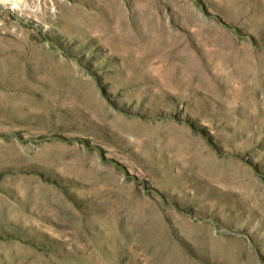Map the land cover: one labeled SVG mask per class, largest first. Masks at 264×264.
<instances>
[{
	"label": "rangeland",
	"instance_id": "rangeland-1",
	"mask_svg": "<svg viewBox=\"0 0 264 264\" xmlns=\"http://www.w3.org/2000/svg\"><path fill=\"white\" fill-rule=\"evenodd\" d=\"M0 264H264V0H0Z\"/></svg>",
	"mask_w": 264,
	"mask_h": 264
}]
</instances>
